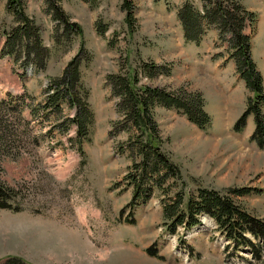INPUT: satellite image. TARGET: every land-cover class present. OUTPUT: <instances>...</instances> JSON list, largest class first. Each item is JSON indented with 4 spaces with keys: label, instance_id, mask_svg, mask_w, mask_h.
Segmentation results:
<instances>
[{
    "label": "rangeland",
    "instance_id": "obj_1",
    "mask_svg": "<svg viewBox=\"0 0 264 264\" xmlns=\"http://www.w3.org/2000/svg\"><path fill=\"white\" fill-rule=\"evenodd\" d=\"M24 1L25 11L40 26L49 58L44 70L29 65L21 74L18 62L0 56V98L13 102V144L1 151L0 178L16 189L15 204L21 206L0 208V264L12 256L33 264H264L262 236L246 232L251 243L237 242L207 214L186 227L169 225L162 211L161 197L167 200L180 188L187 196L201 184L228 193L245 188L244 194L230 195L246 211L264 218V146L249 137L255 127L253 114L242 128L234 127L252 92L239 77L217 28L207 27L198 43L186 41L176 13L182 0H130L127 8L122 0H51L54 5ZM193 2L201 5L200 0ZM5 3L0 0V28L13 24ZM242 3L256 13L245 32L252 33L251 55L264 85V0ZM57 6L75 23L73 31H65L53 17ZM78 52L93 110L90 140L82 141V154L76 125L66 118L75 107L65 102L59 111L43 106L48 77L59 75ZM142 61L166 63L170 73H139L141 81L200 90L211 122L199 128L181 110L155 106L163 150L180 174L169 176L164 190L155 188L146 201L130 207L132 188L124 175L132 162L125 141L131 131H116L118 97L105 78L109 72L138 68ZM24 93L23 99L14 96ZM261 109L264 113V104ZM27 214L56 217L67 229L46 228ZM53 234L71 245H60ZM149 245L157 256L145 250Z\"/></svg>",
    "mask_w": 264,
    "mask_h": 264
},
{
    "label": "trees",
    "instance_id": "obj_2",
    "mask_svg": "<svg viewBox=\"0 0 264 264\" xmlns=\"http://www.w3.org/2000/svg\"><path fill=\"white\" fill-rule=\"evenodd\" d=\"M48 1L54 5L51 0ZM200 1L201 5L197 6L193 0H182L176 9L183 37L186 41L198 43L207 27L217 28L220 38L228 44L229 57L233 59L239 77L252 92L251 95L248 94L246 106L236 119L234 127L242 128L247 116L253 114L255 127L250 139L255 140L259 147H263L264 113L261 109L264 104L263 77L251 55L252 33L245 32L246 24L255 23L256 13L248 9L242 0ZM24 5V0H6L5 7L7 12L12 14L13 24L0 28V40L2 36L4 37L0 56L8 55L13 62H18L22 68L21 74L29 65L37 71L44 70L49 58V48L43 42L40 26L34 17L25 11ZM129 5L130 0H122L124 8ZM53 9V17L63 23L64 30L73 31L75 23L69 22L68 14L59 6ZM129 17L130 12L127 11V20ZM77 28V31H80V27ZM55 39L57 43L60 42L59 37ZM79 57L78 52L68 60L59 75L48 77V83L44 87L46 94L43 106L59 111L61 103L65 102L75 107V113L66 118L68 122H74L76 125L79 152L82 154V141L90 140L93 110L87 99L88 89L81 77ZM139 73L149 77L160 73L169 74L170 66L166 63L142 61L138 68L109 72L105 78L111 93L118 97L115 107L120 120L114 121L115 124L119 123L116 131L119 128L131 131V135L129 133L125 141L132 162L124 175L127 185L132 188L127 203L130 207L146 201L155 188L164 190L163 185L167 178L180 174L179 167L163 150V140L159 135V127L155 119V106L158 104L173 106L181 110L199 128H205L211 122V116L205 108V100L200 90H187L183 86L170 89L166 86L152 85L141 81ZM25 95L27 94L14 96L23 99ZM12 103V99L0 98V155L2 150L9 151L13 144L9 127ZM194 189V192L187 196L185 188H180L174 196L169 195L167 200L161 197L163 215L170 219L169 225L182 223L190 227L197 223L198 216L204 213L215 220L219 230L224 231L228 237L237 242L251 243L245 235L246 232L264 238V218L246 211L230 195L231 191L234 194H244L245 188L236 187L228 193L200 184ZM16 193L15 188L0 178V208L21 209L20 205L15 204ZM126 220L131 221L132 218L127 216ZM145 250L150 255H158L154 246L149 245ZM18 263L33 264L15 256H12L6 264Z\"/></svg>",
    "mask_w": 264,
    "mask_h": 264
},
{
    "label": "crops",
    "instance_id": "obj_3",
    "mask_svg": "<svg viewBox=\"0 0 264 264\" xmlns=\"http://www.w3.org/2000/svg\"><path fill=\"white\" fill-rule=\"evenodd\" d=\"M29 217L33 218V219H36L38 222H42V226H48L46 228H50V229H54V228H58L60 230H63V229H67V226L62 224L56 217H53V216H49V217H43V218H35V216L31 215V214H27ZM29 220V219H27ZM35 220V221H36ZM41 226V227H42ZM51 227H54V228H51ZM73 235V234H72ZM51 237H55V238H59V240H57V242L61 245V244H64L66 246V242H68L69 245H71L69 243V240L68 239H65L63 236H60V235H56V234H53L51 235ZM54 238V239H55ZM56 240V239H55Z\"/></svg>",
    "mask_w": 264,
    "mask_h": 264
}]
</instances>
